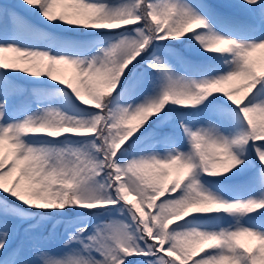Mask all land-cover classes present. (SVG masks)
Wrapping results in <instances>:
<instances>
[{"label":"snow or ice","instance_id":"snow-or-ice-1","mask_svg":"<svg viewBox=\"0 0 264 264\" xmlns=\"http://www.w3.org/2000/svg\"><path fill=\"white\" fill-rule=\"evenodd\" d=\"M0 264H264V0H0Z\"/></svg>","mask_w":264,"mask_h":264},{"label":"rangeland","instance_id":"rangeland-1","mask_svg":"<svg viewBox=\"0 0 264 264\" xmlns=\"http://www.w3.org/2000/svg\"><path fill=\"white\" fill-rule=\"evenodd\" d=\"M18 3H19V0H16L15 4H18ZM18 11H21L22 14H24L22 9H18ZM25 15H27V14H25Z\"/></svg>","mask_w":264,"mask_h":264},{"label":"trees","instance_id":"trees-1","mask_svg":"<svg viewBox=\"0 0 264 264\" xmlns=\"http://www.w3.org/2000/svg\"><path fill=\"white\" fill-rule=\"evenodd\" d=\"M24 82V81H23Z\"/></svg>","mask_w":264,"mask_h":264}]
</instances>
